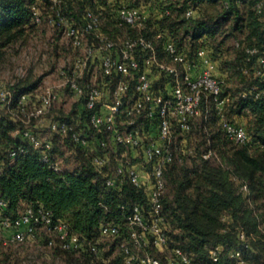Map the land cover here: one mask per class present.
<instances>
[{
  "label": "trees",
  "instance_id": "trees-1",
  "mask_svg": "<svg viewBox=\"0 0 264 264\" xmlns=\"http://www.w3.org/2000/svg\"><path fill=\"white\" fill-rule=\"evenodd\" d=\"M225 1L100 0L96 3L94 0H68L65 9L71 16L72 3L79 2L80 9L83 10L79 19L89 9L94 10L100 17L101 11L110 17L118 28H126L133 33L130 35L133 37L143 35L154 38L156 32H162L164 37L155 41L160 56L167 39H172L191 58L199 47H204L212 61L227 72L224 74L226 79L213 73L215 77L225 80L224 91L230 97L226 105V116L233 122L244 124L259 143L251 146L236 144L239 147H235L232 153L225 157L226 165L211 163L213 159L204 158L205 152L194 157L190 163L185 158L187 154L178 158L181 164L176 159L167 165L166 191L162 198L164 213L167 226L171 222L173 230L180 232L184 243L173 245L174 233L167 229L169 247L183 248L191 256V264H234L228 253L236 248L243 249L246 261L249 254L257 262L264 258V80L260 75H254L256 69L252 67L257 63V68H260L259 58L264 59V4L261 9L257 6L264 0H229L228 6ZM219 4L221 10L217 15L207 11L209 5ZM34 5L42 7L43 2L0 0V66L10 45L24 38L34 27L42 25L34 20ZM92 6L94 7L91 8ZM122 6L140 9L145 16V28L140 30L131 25H117L118 9ZM188 10L193 11L190 17L186 15ZM230 19L232 23L229 33L220 39L218 36H221V26ZM228 36H235V40L240 42L238 47L235 46L233 58L228 56ZM247 47H255L257 53L248 55ZM144 52L140 49L137 55L141 70L144 69ZM249 67H252L253 71L246 73L245 69ZM134 74L136 78L138 71H134ZM148 76L153 80L154 90L168 96L171 94L173 80L167 72H160L156 67H151ZM37 84L38 81L31 82L29 78H22L11 88L19 97L23 93H31ZM254 86L258 89L253 90ZM129 94L133 98L136 96L133 88ZM77 108L78 118L84 128H87L92 110L87 109L83 102H78ZM202 113L201 129L211 139L209 149L213 150L211 146L216 147L219 134L218 131L210 130L213 121H218L214 105L211 103L208 109L204 107ZM143 115L139 117L142 122L137 121V125L153 131L157 137V127L149 129L150 121ZM241 116H246L248 123L237 119ZM57 119L74 125L69 118ZM43 127L34 121L26 125L16 120L7 108L0 104V151L4 160L3 172L0 174V197L7 203L5 214L13 222L18 220L29 206L44 207L52 211L55 221H65L71 233L87 240H99L104 223H120L122 234L117 237L119 242L128 237L121 206L127 209L134 205L140 206L149 221V190L145 185H134L128 178L121 181L117 177L116 169L123 159L116 164L111 163L105 151L108 147L103 149L96 144L91 151L67 138L83 151L84 156L80 158V165L76 168L55 172L41 161L40 152L33 149L28 139L14 134L17 128H33L39 136H43L42 131L47 129ZM53 134L61 137L58 133ZM52 144L54 154L55 143L52 141ZM19 146H25L29 150L28 153L19 155L14 163L9 162V152ZM118 152L122 155L121 150L116 149L114 153ZM95 155H105L106 164L97 165L94 162ZM130 161L134 163L135 159ZM110 177L116 178L114 186L107 185V179ZM244 183H247L250 189L249 196L241 190ZM240 232L244 233V239L240 237ZM178 236L174 235L175 238ZM50 238L52 236L45 238L44 242L47 243ZM245 244L248 246L245 247ZM216 245L222 246L223 252L219 259L214 261L211 250ZM54 248L69 253L78 252L62 250L57 245ZM80 252L90 259L97 258L86 249ZM119 259L123 264V254L120 253Z\"/></svg>",
  "mask_w": 264,
  "mask_h": 264
},
{
  "label": "built area",
  "instance_id": "built-area-1",
  "mask_svg": "<svg viewBox=\"0 0 264 264\" xmlns=\"http://www.w3.org/2000/svg\"><path fill=\"white\" fill-rule=\"evenodd\" d=\"M38 1L43 2L47 10L43 12L41 7L34 5V20L38 24L45 23L62 29L74 47L83 49V54L74 59L71 67L60 71L63 82L57 86L67 88L78 102H83L87 109L92 110L87 128L81 132L65 120L50 117L60 94L59 88L55 85L45 87L37 95V101L32 103L30 94L23 93L17 97L15 91L0 79V104L5 106L16 120L26 125L36 121L50 133H58L63 139L70 138L77 145L91 151L96 144L103 149L109 146L108 133L112 135L116 144L132 148L141 147L143 166L151 170L150 180L143 179L142 165L132 163L128 159L123 160L116 169L117 177L121 181L128 178L136 186L145 185L149 190L151 204L149 221L146 220L140 206L134 205L129 209L121 206L128 233L127 239L119 241L117 245L123 254V264H191V256L183 248L179 246L169 248L167 218L162 201L166 191L167 165L181 155L192 153L186 147L174 145V127L181 132H189L203 108L208 109L212 103L219 125L228 139L243 146L259 143L244 124L227 118L226 105L230 97L224 91L225 80L214 76L215 64L204 47H199L191 58L172 39H167L163 45V53L170 60L168 63L161 58L155 44V41L164 37L162 32H156L154 38L143 35L111 38L101 30V17L94 10L85 11L81 19L75 21L65 11L68 0ZM225 4L228 6L229 0H226ZM263 4L264 2H260L258 8L261 9ZM192 12L188 10L187 17H190ZM145 24V16L140 9L131 6H122L118 9L117 25H131L142 30ZM88 36L93 38L92 43H85ZM234 44L238 47L240 42L235 40ZM140 49L145 51L143 70L137 58ZM246 53L254 55L257 49L247 47ZM259 62L261 67L257 68L255 73L263 75L264 59L259 58ZM94 65L99 66L104 79L100 81L85 79ZM151 67H156L160 72H167L172 77L173 86L169 96L153 89V80L148 76ZM251 70L249 67L245 72L249 73ZM134 71H138L136 78ZM114 76H118L119 79L112 87L109 81ZM131 76L133 80L129 79ZM131 88L136 94L134 98L129 94ZM257 89V86L253 87V90ZM127 98L132 101L130 105ZM122 114L127 118L123 121L125 122L123 127L118 123ZM142 114L150 121L149 129L157 127L156 140L143 141L151 131L137 125V119ZM14 134L28 139L33 149L40 152L41 161L50 169L55 172L63 171L54 157L53 144L49 138L39 136L33 128L24 130L17 128ZM28 151L25 146L12 149L8 155L9 162L14 163L19 155ZM203 156L206 159H214L217 154L209 149ZM94 162L103 166L106 164V156L95 155ZM3 164V155L0 151V174L3 172ZM115 184L116 178L107 179L108 186ZM241 190L248 196L251 194L247 183L242 185ZM6 206L7 203L0 197V236L5 242L24 243L28 239L44 241L38 234V230L43 229L48 235H52L46 243L48 247L53 248L57 245L62 250L78 252L86 249L94 257L100 256L98 240H87L71 233L65 221L54 220L51 210L29 206L20 218L13 222L5 214ZM100 234L117 238L122 234V226L117 222H106L101 226ZM239 235L245 238L243 232ZM247 246L245 244V247ZM149 247L168 251L169 255L163 261L161 257L153 254H139V250ZM222 252V246H214L211 250L213 260L217 261ZM228 254L234 264L247 262L241 248L233 249Z\"/></svg>",
  "mask_w": 264,
  "mask_h": 264
},
{
  "label": "rangeland",
  "instance_id": "rangeland-1",
  "mask_svg": "<svg viewBox=\"0 0 264 264\" xmlns=\"http://www.w3.org/2000/svg\"><path fill=\"white\" fill-rule=\"evenodd\" d=\"M94 1L98 3L100 0ZM72 4L73 14L71 16L75 21H78L83 10L80 9L81 6L79 2ZM41 8L43 12L47 10L46 6H42ZM220 10L221 4L215 6L209 5L207 7V11L214 15H217ZM99 13L101 15V30L105 35L111 38H122L133 34L126 28H118V26L114 24L115 22L113 23L112 19L105 15V13L101 11ZM231 23L232 20L230 19L221 26V36H218L220 39L224 38V36L229 33V26ZM236 38L235 36H228L226 38L229 58L234 57L236 51L234 41ZM85 39V43L89 44L93 42V38L90 36ZM82 54L83 49L74 47L69 37L64 34L62 29L44 23L31 29L24 38L6 49L4 61L0 66V79L8 87H11L22 78H29L31 82L38 81L37 86L29 93L33 103L37 101V95H39L45 87L60 85L63 82L60 71L71 67L74 59ZM161 58L168 63L170 62L163 52H161ZM102 78L104 79L99 66L94 65L85 79L100 81ZM118 79V76H114L111 78V81H109V84L113 87ZM129 79L133 80V76ZM57 87L60 90V94L58 100L54 103L50 117L55 119H57V117L69 118L75 127L83 132L86 128H84L82 122L78 118L77 98L67 88ZM131 102L132 101L127 98L128 105H130ZM126 119V116L122 114L118 119L119 125L123 127L125 124L123 121ZM141 119L142 118H139L137 121L141 123ZM247 119L248 118L245 116L246 123H248ZM202 121L203 113L196 118L192 130L189 132H181L176 126L174 127V145L176 147H186L193 152L185 157L188 163L192 162L193 158L197 155L206 152L209 149V145L212 144L211 139H209L201 129ZM34 123L38 124L36 121H34ZM43 129L46 128L43 127ZM210 130L218 131L219 133L216 147L211 146L217 154V156L211 160V163L215 165H226L227 161L225 157L232 153L235 147L239 146L227 138L216 119L210 126ZM42 133L44 137L51 139L55 143L54 156L62 166L63 171L72 170L80 165V158L84 156L80 148L69 139H63L56 134L50 133L47 129L42 131ZM107 139L109 141V146L105 151L111 163L116 164L117 161H122V159H135L133 162H136L140 166L142 165L144 168L142 169L143 179L147 181L150 180L149 174L151 170L149 167L143 166V153L141 147L131 149L127 146L117 145L113 141L110 133L107 134ZM156 139L157 137H155L153 131H151L150 135H146L143 138V141L148 142ZM116 149L119 151L121 150L122 155H120L119 152L114 153ZM180 162L181 161H179V164H181ZM167 229L173 231L174 235H179L178 238H175L173 235V245L184 244L180 232L175 229L173 230L171 222L168 223ZM38 234L43 239L52 236L48 235L43 229H39ZM128 242L131 243L130 239H128ZM98 245L101 249L100 256L90 259L89 257L83 256V252L69 253L66 251H59V249L54 247H48L44 241L28 239L24 243L5 242L0 236V264H121L117 238L100 236ZM138 252L141 255L149 253L159 256L163 261H165V257L169 255L168 251H161L153 247L141 249ZM252 257L251 254L247 256L248 260L246 264H264V258L257 262Z\"/></svg>",
  "mask_w": 264,
  "mask_h": 264
},
{
  "label": "crops",
  "instance_id": "crops-1",
  "mask_svg": "<svg viewBox=\"0 0 264 264\" xmlns=\"http://www.w3.org/2000/svg\"><path fill=\"white\" fill-rule=\"evenodd\" d=\"M215 64V68H214V74H217L218 76H220V75H222L223 76V78H225V75L227 74V72L223 69V67L222 66H218V64L215 62L214 63ZM256 64L257 63H255V64H253L252 65V67L253 68H255V69H257V66H256ZM251 67V68H252ZM252 68V69H253ZM251 71H253V70H251ZM225 74V75H224ZM254 75L255 76H258L255 72H254ZM264 75V74H263ZM263 75H260L261 76V78L264 80V76ZM226 79V78H225ZM238 120H240V121H242L243 123H246V120H245V117L244 116H241V117H238L237 118ZM248 121V120H247Z\"/></svg>",
  "mask_w": 264,
  "mask_h": 264
}]
</instances>
